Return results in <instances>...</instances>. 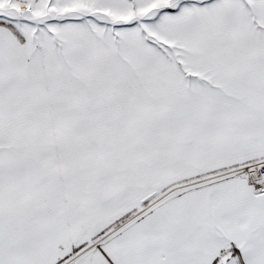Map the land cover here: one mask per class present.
<instances>
[{
	"label": "snow or ice",
	"instance_id": "6c2138e0",
	"mask_svg": "<svg viewBox=\"0 0 264 264\" xmlns=\"http://www.w3.org/2000/svg\"><path fill=\"white\" fill-rule=\"evenodd\" d=\"M0 264H264V0H0Z\"/></svg>",
	"mask_w": 264,
	"mask_h": 264
}]
</instances>
